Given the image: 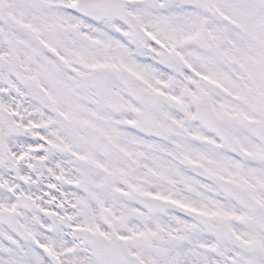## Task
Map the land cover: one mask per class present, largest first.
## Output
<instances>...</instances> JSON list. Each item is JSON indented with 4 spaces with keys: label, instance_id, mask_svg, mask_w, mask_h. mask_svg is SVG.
<instances>
[{
    "label": "snow or ice",
    "instance_id": "snow-or-ice-1",
    "mask_svg": "<svg viewBox=\"0 0 264 264\" xmlns=\"http://www.w3.org/2000/svg\"><path fill=\"white\" fill-rule=\"evenodd\" d=\"M0 264H264V0H0Z\"/></svg>",
    "mask_w": 264,
    "mask_h": 264
}]
</instances>
